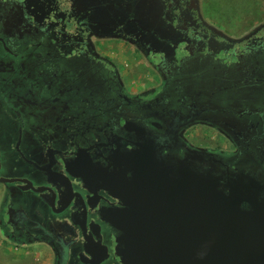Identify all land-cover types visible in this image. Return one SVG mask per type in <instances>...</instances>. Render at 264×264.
Segmentation results:
<instances>
[{
	"label": "flooded vegetation",
	"instance_id": "1",
	"mask_svg": "<svg viewBox=\"0 0 264 264\" xmlns=\"http://www.w3.org/2000/svg\"><path fill=\"white\" fill-rule=\"evenodd\" d=\"M220 26L203 0H0L2 241L130 264V228H190L208 185L264 204V23Z\"/></svg>",
	"mask_w": 264,
	"mask_h": 264
},
{
	"label": "water",
	"instance_id": "2",
	"mask_svg": "<svg viewBox=\"0 0 264 264\" xmlns=\"http://www.w3.org/2000/svg\"><path fill=\"white\" fill-rule=\"evenodd\" d=\"M195 192L190 228L165 226L128 233L130 264H264V204L255 196L253 211L241 208L243 199L207 186L202 198ZM61 264H64L62 262Z\"/></svg>",
	"mask_w": 264,
	"mask_h": 264
},
{
	"label": "rangeland",
	"instance_id": "3",
	"mask_svg": "<svg viewBox=\"0 0 264 264\" xmlns=\"http://www.w3.org/2000/svg\"><path fill=\"white\" fill-rule=\"evenodd\" d=\"M210 19L226 33L240 36L264 23V0H203ZM204 76H209L206 72ZM0 238V264H53L52 251L43 245L23 248ZM24 246V245H23Z\"/></svg>",
	"mask_w": 264,
	"mask_h": 264
}]
</instances>
